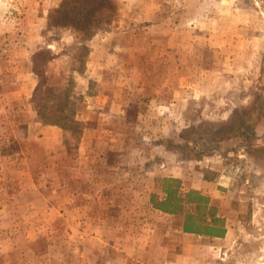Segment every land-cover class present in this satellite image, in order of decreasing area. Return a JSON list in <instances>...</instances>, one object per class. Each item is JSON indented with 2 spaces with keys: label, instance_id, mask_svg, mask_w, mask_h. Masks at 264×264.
Listing matches in <instances>:
<instances>
[{
  "label": "rangeland",
  "instance_id": "rangeland-1",
  "mask_svg": "<svg viewBox=\"0 0 264 264\" xmlns=\"http://www.w3.org/2000/svg\"><path fill=\"white\" fill-rule=\"evenodd\" d=\"M61 1L0 0V264H264V0H114L88 31ZM166 177L225 237L152 208Z\"/></svg>",
  "mask_w": 264,
  "mask_h": 264
},
{
  "label": "trees",
  "instance_id": "trees-1",
  "mask_svg": "<svg viewBox=\"0 0 264 264\" xmlns=\"http://www.w3.org/2000/svg\"><path fill=\"white\" fill-rule=\"evenodd\" d=\"M115 10L114 0H62L50 12L48 21L55 27L101 30L111 24ZM97 17L101 19L97 21ZM69 120L80 128V121ZM79 133L80 131L77 133V141L81 136ZM161 182L162 195L151 194L153 209L178 218L183 233L209 238L225 237V219L218 216L216 208L210 205L209 196L194 189L183 190L180 181L173 177L163 178Z\"/></svg>",
  "mask_w": 264,
  "mask_h": 264
}]
</instances>
